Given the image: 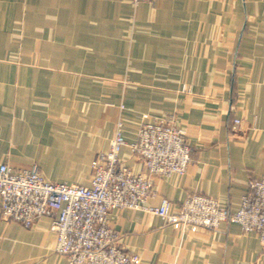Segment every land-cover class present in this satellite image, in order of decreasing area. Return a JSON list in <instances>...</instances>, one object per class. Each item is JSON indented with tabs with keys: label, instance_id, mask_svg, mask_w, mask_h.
<instances>
[{
	"label": "crops",
	"instance_id": "0c3cea01",
	"mask_svg": "<svg viewBox=\"0 0 264 264\" xmlns=\"http://www.w3.org/2000/svg\"><path fill=\"white\" fill-rule=\"evenodd\" d=\"M164 117L185 130L192 161L153 176L148 203L177 209L202 193L238 209L264 176V0H0V162L89 184L119 120L134 141ZM121 160L144 171L129 146ZM109 221L141 264H264L258 235L237 223L183 232L134 208ZM51 226L0 213V264H67Z\"/></svg>",
	"mask_w": 264,
	"mask_h": 264
},
{
	"label": "built area",
	"instance_id": "2783aa9c",
	"mask_svg": "<svg viewBox=\"0 0 264 264\" xmlns=\"http://www.w3.org/2000/svg\"><path fill=\"white\" fill-rule=\"evenodd\" d=\"M142 0H133L138 4ZM241 119L233 120V129ZM129 146L143 164V172H134L121 160V151ZM192 148L185 130L171 118L145 120L138 137L128 141L124 123L119 120L109 150L100 152L91 162L89 184L49 180L37 165L15 169L0 162V213L32 227L43 216H52L56 232L55 250L67 256V264H141L142 257L119 244L120 232L110 224L114 208L143 209L161 216L180 231L217 229L233 222L244 231L255 232L264 245V176L249 180L240 207L232 210L217 199L188 194L177 209L169 198L151 205L153 176L184 175L192 161Z\"/></svg>",
	"mask_w": 264,
	"mask_h": 264
}]
</instances>
